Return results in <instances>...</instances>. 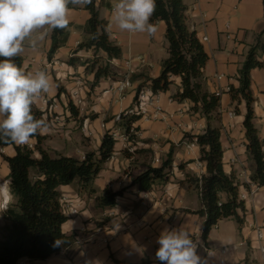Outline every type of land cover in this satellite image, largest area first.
I'll return each instance as SVG.
<instances>
[{"label": "crops", "instance_id": "0c3cea01", "mask_svg": "<svg viewBox=\"0 0 264 264\" xmlns=\"http://www.w3.org/2000/svg\"><path fill=\"white\" fill-rule=\"evenodd\" d=\"M100 2L97 1L100 17L107 21V26L112 23V28L107 29L110 40L122 50V58L110 62L119 71V76L124 72L125 62L133 58V75L159 77L162 64L169 57L165 22L155 23L158 31L151 38L147 33L123 31L113 21L115 0H106L103 6ZM184 3L187 26L196 31L209 56L202 87L209 93H220L221 116L208 119L201 112L192 110L194 104L190 100L176 99L175 95L182 91V78L172 76L170 89L160 92L162 112L159 119L138 117L132 124L137 131L135 140L127 139L117 118L134 107L141 80L132 81L133 86L124 93L116 88L121 77L93 83L94 74L88 72L87 64L82 62L93 58L94 53L85 49L77 51L85 39L84 27L90 18L85 7L70 8L67 41L51 57L48 53L52 46V31L43 40H38L35 48L25 41L24 47L31 57L28 64L22 66L23 70H44L51 83V90L42 94L35 104L51 126L50 132L41 135V146L51 156L71 157L74 150L80 153L79 158H83L87 153L85 148L99 150L96 143L104 134L115 133L113 156L95 179V187L99 194L107 187L114 192L123 190L116 206L100 207L98 196L81 191L79 183L62 186V197L72 199L80 207V214L68 216L62 227L65 234L75 235V241L60 254L26 264H77L85 257L91 264H160L155 259L159 247L157 237L164 228L181 226L192 234L193 240L204 244L207 250L202 247L197 250L204 264H264V186L251 180L253 161L247 151L244 128L246 103L233 101L230 94L232 86L239 87V71L257 35L264 30L263 0H184ZM205 36L207 41L203 40ZM137 57L144 61L136 60ZM73 58L78 59L74 64L70 63ZM260 60L264 62V56ZM76 90L82 101L79 105L72 97ZM251 90L254 125L264 151V68L252 70ZM70 102L79 109L78 116L71 113ZM209 125L221 129L224 170L239 183L240 194L247 187H252L255 192L243 200L245 209L239 211L242 224L232 218L220 220L204 242L205 216L195 213L203 207L200 193L188 180L191 177L200 179L207 174L206 163L200 160L197 136L204 134ZM37 144V138L33 137L31 143L16 146L30 148L39 157ZM15 152V146L1 150L0 182L10 179L9 165L3 155L13 156ZM170 153L172 170L167 182H160L147 192L133 185V179L149 166L161 167ZM222 199L226 200L227 195L222 194ZM16 202L15 198L9 207ZM4 212H0V231L6 223ZM106 238H110L108 242H105Z\"/></svg>", "mask_w": 264, "mask_h": 264}, {"label": "trees", "instance_id": "16d2710c", "mask_svg": "<svg viewBox=\"0 0 264 264\" xmlns=\"http://www.w3.org/2000/svg\"><path fill=\"white\" fill-rule=\"evenodd\" d=\"M97 1L93 0L91 5L85 7L90 12V18L84 27L85 39L77 49L92 50L94 53L93 58L82 62L83 65L87 64V71L94 74V84L101 79L114 77L110 62L122 58L120 46L110 40L107 21L100 17ZM105 1L101 0L100 6H103ZM186 10L184 0H156V9L150 22H165L169 57L162 64L159 77L136 74L131 77V81L141 80L138 92L146 84H149L154 92H167L173 83L171 77H181L182 91L177 93L175 98L190 100L194 104L192 110L201 112L208 119L213 116L219 119L220 96L205 91L201 82L209 56L196 31L187 26ZM67 29L52 30L49 57L66 43ZM99 54L105 56L103 64L98 60ZM262 56L264 30L257 35L256 42L250 48L239 71V87L230 88L233 101L246 103L244 128L248 140L247 151L253 161L251 180L258 186H264V151L259 132L254 125L251 72L256 68H264V62L260 60ZM76 60L78 61L73 58L70 63L74 64ZM13 62L22 68L19 55L13 58ZM69 107L74 116L79 115V109L72 102ZM32 113L37 119L43 118L44 113L35 104L32 106ZM137 120L138 117L123 113L118 125L129 132L131 125ZM34 138L38 140L36 151L39 152V157H36L35 151L30 148L18 147L0 139V154L1 150L8 146H15L16 149L13 156L3 157L9 165V178L17 199L16 204L4 212L6 223L0 231V264H17L24 258L31 261L46 260L62 253L75 241V235L65 234L62 228L68 216L63 210L60 188L77 182L81 191L94 194L96 190L93 188V182L104 164L113 156L116 145L112 134L106 132L98 154L88 153L84 159L63 155L54 158L41 146L43 137L37 134ZM197 144L201 149L200 160L206 163L207 174L200 179L191 177L188 181L200 193L203 207L195 213L205 216L202 237L204 242H207L212 228L220 220L232 218L242 224L243 219L239 211H244L245 203L240 199L239 183L224 170L221 129L209 125L204 134L197 136ZM171 170L170 153L161 167L149 166L133 179V185H137L140 191H150L156 184L167 182ZM122 194L123 190L114 192L107 187L97 197L98 204L100 207H114ZM222 194L227 195L226 200L222 199ZM56 240L61 241L60 246H54Z\"/></svg>", "mask_w": 264, "mask_h": 264}, {"label": "clouds", "instance_id": "9594fccd", "mask_svg": "<svg viewBox=\"0 0 264 264\" xmlns=\"http://www.w3.org/2000/svg\"><path fill=\"white\" fill-rule=\"evenodd\" d=\"M93 0H0V139L16 145H27L37 135L51 131L46 119H37L32 106L51 90L50 77L44 70L25 72L13 62L24 51L25 41L33 48L52 30L70 25L72 7H86ZM156 0H117L113 21L123 31L147 33L158 31L150 22ZM112 28L109 23L107 29ZM16 194L12 181L0 182V212L7 211ZM155 259L160 264H204L198 255V242L184 227L164 228L157 237ZM56 240L54 246H60Z\"/></svg>", "mask_w": 264, "mask_h": 264}, {"label": "built area", "instance_id": "2783aa9c", "mask_svg": "<svg viewBox=\"0 0 264 264\" xmlns=\"http://www.w3.org/2000/svg\"><path fill=\"white\" fill-rule=\"evenodd\" d=\"M204 41H207V37H203ZM136 60L144 61L141 57H137ZM134 61L133 58L128 59L123 68L124 72L122 74L121 79L117 83V90L120 93H124L126 90L131 88L133 86V83L131 81V77L133 76V67L132 62ZM78 90L72 92L73 100L77 105L81 104L82 101L79 99L78 96ZM216 95H220V93H217ZM136 100L134 102V107L131 108L126 114L129 116H135V117H146L152 120L159 119V115L162 112V109L159 105L160 100V92H154L150 87H143L136 95ZM264 113V109H263ZM44 115V114H43ZM120 119V116L117 118V120ZM132 128H134L132 126ZM83 129H85V125H83ZM135 129V128H134ZM134 129H131L132 131ZM112 136L115 138L117 135L115 133L112 134ZM264 142V141H263ZM2 182V181H1ZM255 192V189L252 187H247V189L240 194L241 200H246L250 195H253ZM63 210L67 216H76L80 214V207L72 200L67 197H62L61 199ZM9 208V207H8ZM261 236V235H260ZM110 238H106L105 242H108ZM198 242V248L197 250L202 247L205 250H207L204 246V244L200 240H194ZM222 252H226V250H223ZM262 252H264V248H262ZM27 261H31L27 258L21 259L18 261L17 264H26ZM77 264H91V260L88 257H85L83 259H80L77 261Z\"/></svg>", "mask_w": 264, "mask_h": 264}, {"label": "rangeland", "instance_id": "374dc122", "mask_svg": "<svg viewBox=\"0 0 264 264\" xmlns=\"http://www.w3.org/2000/svg\"><path fill=\"white\" fill-rule=\"evenodd\" d=\"M117 2V0H115V3ZM98 6V5H97ZM72 8H75V7H72ZM20 58H21V60H22V66L23 67H25V65H27L28 64V61L30 60V52H28L27 50H26V47H24V51H23V53H21L20 55ZM28 56V57H27ZM27 57V58H26ZM105 59V56H103L102 54H99V58H98V60H101L100 61V63H104V60ZM111 69H112V71H113V73L115 74L114 75V77H112L113 79H117V77H122V76H119V71L117 70V68L116 67H114V66H112L111 65ZM93 83H94V81H93ZM138 93V92H137ZM123 114V113H122ZM118 121L119 120H117V124H118ZM135 123V122H134ZM131 129H134V128H132V125H131ZM129 130V132L128 131H126V130H124L125 132V135H126V137H127V139H130V140H135V137H136V129H134L133 131L132 130ZM80 139V141H83V138L81 139V138H79ZM101 142H102V139L101 140H99V143H96L97 144V146L100 148V146H101ZM95 147V146H94ZM84 152H87L86 154L84 153V157L83 158H79L81 155H80V153H77L76 151H72V156L71 157H74V158H78V159H84L85 157H86V155L88 154V153H91V152H95V153H97V152H99V150H89V149H87V148H85V150H84ZM98 154V153H97ZM53 156H54V158L56 157L54 154H53ZM52 156V157H53ZM58 156H60V155H58ZM108 162V161H107ZM74 185H76V184H74ZM93 188L96 190V192L94 193V195L95 196H100L102 193H98V191H97V189H96V187H95V180H94V182H93ZM66 197V196H65ZM61 199H62V197H61ZM75 202V201H74ZM62 203V202H61ZM79 207V206H78Z\"/></svg>", "mask_w": 264, "mask_h": 264}]
</instances>
